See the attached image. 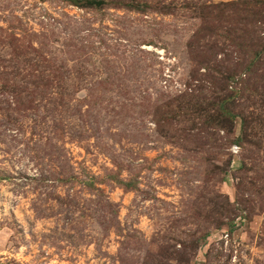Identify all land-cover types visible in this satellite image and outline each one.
<instances>
[{
  "label": "rangeland",
  "instance_id": "obj_1",
  "mask_svg": "<svg viewBox=\"0 0 264 264\" xmlns=\"http://www.w3.org/2000/svg\"><path fill=\"white\" fill-rule=\"evenodd\" d=\"M0 264H264V0H0Z\"/></svg>",
  "mask_w": 264,
  "mask_h": 264
},
{
  "label": "built area",
  "instance_id": "obj_2",
  "mask_svg": "<svg viewBox=\"0 0 264 264\" xmlns=\"http://www.w3.org/2000/svg\"><path fill=\"white\" fill-rule=\"evenodd\" d=\"M233 148H234V146H233Z\"/></svg>",
  "mask_w": 264,
  "mask_h": 264
}]
</instances>
